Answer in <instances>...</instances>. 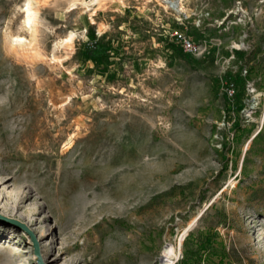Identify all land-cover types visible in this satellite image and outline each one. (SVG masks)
Instances as JSON below:
<instances>
[{"label": "rangeland", "instance_id": "374dc122", "mask_svg": "<svg viewBox=\"0 0 264 264\" xmlns=\"http://www.w3.org/2000/svg\"><path fill=\"white\" fill-rule=\"evenodd\" d=\"M165 1L0 0V264H264V0Z\"/></svg>", "mask_w": 264, "mask_h": 264}, {"label": "bare ground", "instance_id": "6f19581e", "mask_svg": "<svg viewBox=\"0 0 264 264\" xmlns=\"http://www.w3.org/2000/svg\"><path fill=\"white\" fill-rule=\"evenodd\" d=\"M181 0H166L165 2L175 11L177 12H181L183 11L182 9V4L180 3ZM37 0H27L26 3V18H27V23L29 24L31 30H32V40L30 41H26L25 39H21L19 41V45L14 47V49L17 50H21L24 51L25 49H30L32 50L34 48V45L36 43V33L38 31L37 28V15H38V9L37 7H35V5L37 4ZM118 179V178H117ZM116 180V176L112 179V183L115 182ZM52 186H54V183L51 184ZM114 185V183H113ZM19 199L17 200V198L15 199L13 196H10L7 201L8 203H3L4 201H2L0 199V205H1V213H3L4 215L7 216H11L14 218H18L21 219L23 221H26L29 224H34V215L32 212H25L23 214H20L21 211H23L27 206V202L32 198V194L29 192H23L22 195L20 197H18ZM62 201H65L67 199L66 195L64 194L62 196ZM188 232V230L186 231V233ZM183 241V240H182ZM181 241V243H182ZM180 243V245H181ZM162 264H174L171 261L168 262H164Z\"/></svg>", "mask_w": 264, "mask_h": 264}, {"label": "built area", "instance_id": "2783aa9c", "mask_svg": "<svg viewBox=\"0 0 264 264\" xmlns=\"http://www.w3.org/2000/svg\"><path fill=\"white\" fill-rule=\"evenodd\" d=\"M186 50L188 51H192L193 50V46L191 45V43L187 42L185 45Z\"/></svg>", "mask_w": 264, "mask_h": 264}, {"label": "water", "instance_id": "95a60500", "mask_svg": "<svg viewBox=\"0 0 264 264\" xmlns=\"http://www.w3.org/2000/svg\"><path fill=\"white\" fill-rule=\"evenodd\" d=\"M1 218V217H0ZM22 225V224H21ZM23 227H25L24 225H22ZM26 228V227H25ZM36 242H37V250H38V256L42 259V256H41V252H40V246H39V243H38V241L36 240ZM42 264H43V262H42Z\"/></svg>", "mask_w": 264, "mask_h": 264}, {"label": "trees", "instance_id": "16d2710c", "mask_svg": "<svg viewBox=\"0 0 264 264\" xmlns=\"http://www.w3.org/2000/svg\"><path fill=\"white\" fill-rule=\"evenodd\" d=\"M91 55L93 56L94 54L91 52ZM261 134V133H260ZM260 134H258L255 138H254V140L253 141H255L259 136H260ZM204 249V247H200V249H199V251L200 250H203ZM194 252H190V254H193Z\"/></svg>", "mask_w": 264, "mask_h": 264}]
</instances>
